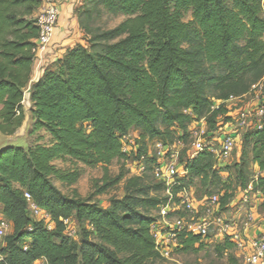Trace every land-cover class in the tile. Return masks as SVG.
Returning <instances> with one entry per match:
<instances>
[{
	"label": "trees",
	"instance_id": "1",
	"mask_svg": "<svg viewBox=\"0 0 264 264\" xmlns=\"http://www.w3.org/2000/svg\"><path fill=\"white\" fill-rule=\"evenodd\" d=\"M42 5L0 0V133L6 136L25 122ZM76 14L85 44L68 49L29 89L30 134L43 132L49 143L0 149L1 215L12 229L0 264H163L151 233L169 199L152 172L157 160L147 157L141 177L121 172L112 178L107 168L130 160L122 151L127 136L139 145V159L157 141L188 144L193 123L205 120L212 133L220 118L232 121L227 101L247 96L264 79V0H84ZM104 14L126 19L103 29L97 22ZM240 143L241 193L252 185V194L264 196V127L246 130ZM248 150L258 171L252 178ZM68 161L105 170L96 196L121 182L124 196L102 208L76 190L64 194L56 183L73 187L81 177L59 166ZM185 169L187 177L170 191L176 202L194 179L206 189L220 183L208 151ZM26 194L50 214L52 230L32 215ZM229 198L226 190L222 210ZM65 219L78 239L66 234ZM206 241L182 233L177 251L198 252ZM234 248L225 238L216 253L229 252L236 262Z\"/></svg>",
	"mask_w": 264,
	"mask_h": 264
},
{
	"label": "built area",
	"instance_id": "2",
	"mask_svg": "<svg viewBox=\"0 0 264 264\" xmlns=\"http://www.w3.org/2000/svg\"><path fill=\"white\" fill-rule=\"evenodd\" d=\"M62 1L49 0L42 12L36 17V25L39 29V36L34 49L36 55L45 50L52 41L57 29ZM244 97H231L227 101V107L230 110L229 115L232 117V121L228 124L229 128H226L223 132L216 130L212 133L191 130V145L188 148L181 140L168 144L157 141L149 145L147 155L141 154L139 159H134V156L136 157L138 153L139 145L135 143L131 136H127L123 140L122 151L130 157L128 162H131L134 166V176H143L147 170V157H155L157 164L153 167L152 172L156 180L162 182L167 188L168 203L161 208L158 214L159 219L151 227L156 251L163 260L171 259L174 251L179 247V236L182 233H187L200 235L204 238L214 235L219 241L229 238L235 245V253L242 258L244 264H264V235L257 238L248 236V230L255 219L253 211H247L243 221H226L222 217L220 199L217 197L212 198L207 203L198 204V209H196L194 203L185 196L184 192L178 195L179 200L177 202L170 193L172 187L180 184V180L187 177L186 162L192 161L205 151H208L219 160L228 161L233 158L237 144L241 141L246 130H261L264 127L263 104L255 110L242 108L233 111L230 108L231 104L241 101ZM251 191L252 185L243 192L241 199L243 205L249 204L250 195H256L252 194ZM256 196L259 197L260 194ZM26 198L30 203L32 215L44 222L49 230H52L54 224L50 214L38 208L31 201L30 195L26 194ZM173 214L180 216L181 214H187L189 219L184 218L173 224L171 221V215ZM63 223L66 227V234L75 239L76 230L71 226L70 220L65 219ZM6 230V224L1 221L0 238L5 236ZM38 264H45V261H40Z\"/></svg>",
	"mask_w": 264,
	"mask_h": 264
},
{
	"label": "rangeland",
	"instance_id": "3",
	"mask_svg": "<svg viewBox=\"0 0 264 264\" xmlns=\"http://www.w3.org/2000/svg\"><path fill=\"white\" fill-rule=\"evenodd\" d=\"M126 17L123 16H111L104 14L103 17L97 22V25L103 29H111L124 21ZM190 19V15L186 16V20ZM85 44V42H84ZM30 84L25 93V100L23 103L24 113H25V122L23 126L14 134L13 136H6L0 133V149L7 146H20L27 148L28 146L34 145L37 141L41 140V144H48L50 139L45 133H38L31 135L32 130V116H31V102L29 94ZM264 104V79L256 85L250 94L244 97L241 101L231 104L230 108L233 111L249 108L250 110H255L258 106ZM229 123L224 122L223 118H220L217 121L215 130L223 132L226 128H229ZM190 130H195L198 132H210L209 126L205 120L200 122L193 123L190 126ZM134 138V136H132ZM241 142V141H240ZM238 143L235 149L232 159L228 161H222L213 157L214 169L219 172L220 183L216 187L211 189H206L202 186V181L200 179H194L188 185H185L183 192L193 203L196 209H198V204L202 202H209L212 198L220 199L221 196H224L226 190L229 193L230 198L226 201L225 207L221 209L222 217L226 221H243L245 219L244 210L248 212L252 208H256V214L260 219H264V197L261 195L258 197L256 195H250V202L247 205H243L242 193H241V184L240 179L238 178V168L243 163V144ZM186 148L191 145V139L188 144H185ZM252 152L251 150L247 151L245 155V166H247V172L250 174V177H254L258 174L256 166L252 164L251 161ZM59 166H62L70 170H79L81 172V177L78 180L77 184L73 187H66L60 183H56V186L66 195H71L74 190L82 198H93L102 208H106L109 205V202L112 198H122L124 196V182H121L112 188H110L105 194L96 196L97 188L101 186V181L104 178L105 170L102 167L90 168L82 164H75L73 162L59 163ZM134 166L131 162L125 163L120 161H114L111 166L107 168L108 175L112 178L117 177L121 172H129L128 176H134L133 172ZM132 172V173H131ZM188 183V182H186ZM219 193V195H217ZM2 210L0 208V220L4 222L7 226L5 231V236L9 235L12 232L10 227V222L1 215ZM202 215V214H200ZM158 216V214H156ZM238 217V218H237ZM172 222L175 224L178 220L189 219L187 214H178L171 215ZM0 221V222H1ZM4 237L0 238V247L3 245ZM78 239V237H76ZM206 245L198 252H182L174 251L170 260H164L163 264H244L241 257L238 254L234 253L236 262L230 261L229 252H226L224 255H218L216 253V245L220 242L214 235L205 237Z\"/></svg>",
	"mask_w": 264,
	"mask_h": 264
},
{
	"label": "crops",
	"instance_id": "4",
	"mask_svg": "<svg viewBox=\"0 0 264 264\" xmlns=\"http://www.w3.org/2000/svg\"><path fill=\"white\" fill-rule=\"evenodd\" d=\"M48 1L49 0H43V5L37 15L42 12ZM83 1L84 0L62 1L58 27L54 33L52 41L50 45L45 48V50L36 55L30 87L41 78L47 68L62 59L68 49L73 48L78 44L84 45V34L80 29L76 14V9ZM250 210L254 212L255 219L248 230V236L250 238H257L264 235V219H260L256 214V208H252ZM246 212L247 210H244L243 214L245 215Z\"/></svg>",
	"mask_w": 264,
	"mask_h": 264
}]
</instances>
